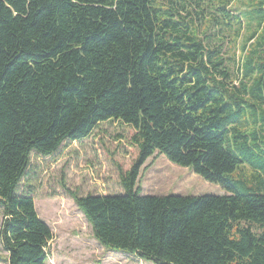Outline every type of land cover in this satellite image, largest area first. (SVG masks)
<instances>
[{
    "label": "trees",
    "instance_id": "trees-1",
    "mask_svg": "<svg viewBox=\"0 0 264 264\" xmlns=\"http://www.w3.org/2000/svg\"><path fill=\"white\" fill-rule=\"evenodd\" d=\"M104 121L134 130L124 192L64 187L102 247L153 264H264V0H0L7 264H49L52 232L19 192L32 154ZM155 155L224 193L142 194ZM239 164L254 186L232 179Z\"/></svg>",
    "mask_w": 264,
    "mask_h": 264
},
{
    "label": "rangeland",
    "instance_id": "rangeland-1",
    "mask_svg": "<svg viewBox=\"0 0 264 264\" xmlns=\"http://www.w3.org/2000/svg\"><path fill=\"white\" fill-rule=\"evenodd\" d=\"M235 6L237 4L233 3L229 9ZM133 132L126 124L104 121L86 138L65 141L50 156L32 154L19 192L32 195L38 217L52 232V239L45 247L49 264H153L136 255L102 247L94 239L85 216L64 189L75 190L79 195L122 194L120 173L130 168L137 155L136 147L129 143ZM261 148L264 149L262 145ZM254 175L250 167L239 164L231 177L252 187L257 180ZM136 186L144 195L224 193L218 184L205 181L163 155L145 161ZM1 222L0 210V225ZM249 225L259 232L256 225ZM0 264H7V254L1 243Z\"/></svg>",
    "mask_w": 264,
    "mask_h": 264
},
{
    "label": "crops",
    "instance_id": "crops-1",
    "mask_svg": "<svg viewBox=\"0 0 264 264\" xmlns=\"http://www.w3.org/2000/svg\"><path fill=\"white\" fill-rule=\"evenodd\" d=\"M193 195H197V194H193Z\"/></svg>",
    "mask_w": 264,
    "mask_h": 264
}]
</instances>
